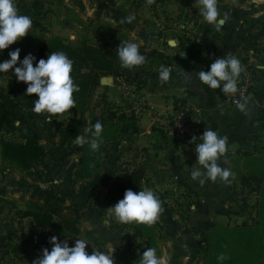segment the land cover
Returning <instances> with one entry per match:
<instances>
[{"label": "rangeland", "instance_id": "obj_1", "mask_svg": "<svg viewBox=\"0 0 264 264\" xmlns=\"http://www.w3.org/2000/svg\"><path fill=\"white\" fill-rule=\"evenodd\" d=\"M34 1L15 0V4L20 14L27 15L32 19L33 23L29 34L20 40L27 41L30 52L35 55L36 62H38L39 59H47V57L41 55V49L52 37H59L55 34L56 27L64 26V22L67 21L65 16L70 15L74 18L75 15L79 19V17L88 15L90 11L84 10L82 12L79 9L77 13L69 14L64 12L63 7L72 1L75 3L76 0H44L41 11L37 13L32 8ZM129 4L127 3L128 9L122 12V16H139V19L142 20L141 15L128 14L132 7H129ZM132 4H135V8L139 5L138 8H141L142 12L145 10L146 13L149 12L156 18L153 29L154 31L157 30L159 34L162 33V23L157 19V14L167 13L166 10L169 9L174 11V13L170 11L168 14L173 16L183 34H186L185 22L187 18L191 17L196 20V28L201 23L198 21L200 13L196 0H154L152 4H148L146 0H134ZM144 5L149 8V11L148 9L146 11ZM218 8L222 14L229 15L228 21L233 29L232 43L228 49L233 51L234 56L239 60H246L250 54H253L256 64H261L264 61V55L262 54L264 53V0H235V2L234 0H218ZM140 10L137 14H142ZM143 19L147 20L144 17ZM84 37L87 43L93 44L99 50L110 51L99 45L97 39H94L96 42H92L88 37L81 36L76 41H82ZM60 38L74 45L77 43L74 42L75 38ZM20 40L9 46L11 51L16 48L20 49V44H18ZM150 47L147 46V48ZM157 58L159 57L157 56ZM8 59V54H0V62ZM13 78L12 72L0 73V111L8 112L11 115L13 128H30L39 137V144L44 148L47 156L43 166L36 165L29 170H20L14 165L0 160V214L3 212L4 216L11 217L10 222L7 218L0 219V227H13L14 221L15 226H19L16 218L25 210V203L31 193L45 191L54 196V199L47 204L48 209L54 210L57 204L60 203L64 206L73 205L79 210V234L76 236L85 239L89 248H92L91 245L96 248L101 246L100 249H104V251L115 248V251L112 252L114 264H137L147 247L155 248L158 257H170L168 264H206L203 248L208 241V237H210L211 231L219 228L230 229L241 224L246 225V223L241 222L246 212L251 216L253 213V217H255L253 223L247 225L256 227L260 224L256 220L258 193L252 190L247 189L249 190L248 193L252 194L253 192V197L256 196V198H253L254 202H248V206H246V198L248 197L244 194L240 199L232 200L233 202L219 204V206L212 204V208L210 205L209 208H206L205 205L203 208H197L196 205L201 207L203 204L196 203L190 190L178 188L157 189L148 180L142 183L137 192L151 189L159 197L163 212L158 221L152 226L138 224L142 233V236H138L132 228V224L135 226L137 223H117L109 215L108 208L110 206L104 202L106 194L104 186L98 183L92 187L84 188L83 183L80 181H75L73 184L69 182L67 175L72 161L77 158V155L72 154V147L64 144L50 130L52 121L48 113L37 114L32 111L33 101L37 99L35 94L25 95L26 88L17 85L8 87V82ZM116 81L122 84L126 80L119 79ZM133 82L137 84L136 81ZM115 91L118 95V90L115 89ZM96 95H104L109 106L113 109L116 107L108 101L104 86L101 85L97 89ZM122 97L123 89L121 91L123 102ZM93 100L97 103H95L97 108L90 110L88 113V127L105 118L102 116L104 109L99 105L100 98L94 96ZM76 114V108H71L64 114H58L57 122H65L77 116ZM117 124L119 123H114L115 127L112 128L110 133L102 132V134L108 136L107 144L100 143V148L105 145L106 150V152H102L98 159L103 173L137 166L134 164L133 149L130 146L133 143V136L130 134L132 128L130 125L123 127L121 124L118 126ZM10 128H5L0 133V137L12 138L13 133L16 131H12ZM245 161L246 159H243L242 162H239V165L244 166ZM256 168L257 170H264L262 167ZM243 173H246L244 168ZM239 212H242L243 215L236 218L235 216L236 214L238 216ZM40 234V237L57 235L55 232L45 230L41 231ZM6 236H0L1 248L5 243L2 239ZM19 236L22 238L21 234ZM60 237L63 241V239L66 240L69 237L72 239L73 236ZM29 238L31 241V237ZM76 239L71 242L74 243ZM229 243L233 256L242 252L233 243ZM261 255L264 256V251H257L254 255L258 264H264V257H261Z\"/></svg>", "mask_w": 264, "mask_h": 264}, {"label": "crops", "instance_id": "obj_2", "mask_svg": "<svg viewBox=\"0 0 264 264\" xmlns=\"http://www.w3.org/2000/svg\"><path fill=\"white\" fill-rule=\"evenodd\" d=\"M133 1L76 0L75 3L73 1L67 3L63 7L64 12L72 14L80 9L82 12L87 10L90 13L79 19L75 15L74 18L70 15L65 16L67 21L64 22V26L56 27L55 34L63 38H75V43L81 36L88 37L92 42H96L94 39H97L99 45L110 51L121 41L134 42L139 47L151 46L148 50L155 49L159 53V58H149L142 66L132 70L124 69L125 75L137 82L139 94L147 105L157 114L171 113L175 101L197 107L202 112L199 118L202 132L211 128L228 138L227 152L220 157L218 163L222 168L230 169L234 173V178L230 177V184L217 179L215 182L207 181L201 186L198 181L191 179L193 170L198 168L203 170L196 162V145L172 142L152 127L149 116L137 118L136 130L130 133L133 136V143L130 146L133 149L134 164L144 170L155 188L190 190L196 203L203 204L201 207L196 205L197 208H203L204 205L206 208H209V205L212 208V204L215 206L226 204L240 199L244 194L248 197L246 204L254 202L253 198L256 196L253 197V192L248 193L251 189L247 190L240 185L239 176L243 174V166H240L239 162L247 156H259L264 150V61L261 64L255 62V84L247 100L246 109L241 112L237 106L225 103L217 90L210 89L197 78L199 71L209 70L210 64L219 57V50L229 48L232 43L233 29L229 21L220 31H216L212 25L204 22L199 14L198 21L201 23L195 29L193 38H188L181 32L173 16L168 14L170 11L174 13L169 9L166 10L167 13L157 14V19L162 23V33L159 34L153 29L156 18L145 10L142 12L143 10L138 8L139 5L135 8ZM127 3H130L129 7L132 6L128 14L141 15L142 20L135 16L132 23H121V19L124 18L122 12L128 9ZM145 8L149 11V8ZM139 10L142 14H137ZM169 42H173L174 46H170ZM177 47L186 53L185 57L179 55ZM161 65L172 68L170 80L163 85L158 81ZM185 72L189 73L188 78L185 77ZM112 81L108 86H104L107 98L110 103L121 108L124 105L121 99L122 84L113 78ZM115 89L118 90V95ZM242 215L243 213L239 212L235 217ZM250 216L246 212L241 222L252 224L255 217L253 213L251 218ZM18 217L16 220L19 226H15L14 221L13 227H0V236L7 235L2 239L5 242L3 247H0V264H32V261L41 255L43 248L51 251L50 237L45 235L40 237L41 231L44 230L35 228L32 218H23L22 214ZM5 218L8 222L11 221V217L4 216L2 212L0 219ZM17 233H20L22 238ZM56 237L62 241L60 236ZM70 238L66 240L72 247L74 243L71 241L78 237ZM91 246L92 248L86 246L89 254L94 247ZM100 247L97 249L101 250Z\"/></svg>", "mask_w": 264, "mask_h": 264}, {"label": "trees", "instance_id": "obj_3", "mask_svg": "<svg viewBox=\"0 0 264 264\" xmlns=\"http://www.w3.org/2000/svg\"><path fill=\"white\" fill-rule=\"evenodd\" d=\"M43 4L44 0H35L34 4H32L34 12H40ZM18 44H20L21 49L20 60L25 55L32 54L26 40H20ZM119 44L117 43L112 51H102L93 44L87 43L85 38L74 45L70 42H65L60 37H52L41 49V55H44V57H48L52 52L62 51L73 61L71 76L80 89L78 92L73 93L77 116L65 122H57L58 114L50 117L52 121L50 130L64 144L72 147V154L77 155V158L72 161L67 175L69 182L73 184L75 181H80L83 183L84 188L100 183L101 186L106 188L104 202L110 207L123 199L125 190L131 189L137 192V189L144 181H148V178L144 170L138 166L103 173L98 159L102 152H106L105 145L103 148H99L98 151L93 152L88 144L77 145L76 138L86 134L88 113L90 110L97 108V103L93 100L94 96L100 98L99 105L104 109L102 116L105 118L99 120L103 125V131L110 133L112 128L115 127L114 123H119L117 126L121 124L123 127L130 125L132 130H136V118L121 112L122 109L127 107L126 104L121 108L116 106L113 109L107 103L104 95H96L97 89L101 87L100 81L102 78L111 77L114 80L125 79L126 81H134L125 75L124 68L120 66L116 52ZM148 49L147 47H139L140 54L144 55L146 60L158 56L156 50ZM10 51L9 47L0 52V54H8ZM219 51V57L233 56V51L228 48ZM242 60L245 61L244 59ZM35 63L36 61L34 66ZM16 66H19V64ZM254 70H256L255 67ZM9 72L13 73L12 70H9ZM14 85L27 88L25 83L17 81L15 75L8 82V87ZM177 103L178 101H175L174 106ZM12 123L13 118L11 115L8 112L0 111V133L5 128L10 127V130L16 131L10 139L0 137V160L10 163L20 170H29L36 165L43 166L47 154L39 144V137L28 127L23 129L13 128ZM107 139V135L101 134L102 144H107ZM243 165L246 173L239 176V181L242 187L244 186L243 188L251 189L253 192L258 193L256 220L260 224L256 227L241 224L230 229L219 228L211 231L210 237H208V241L203 248L206 264H258L254 255L257 251H264V170H257L256 168H264V150L259 156H247ZM53 199L54 196L45 191L32 192L25 203L22 217L32 218L35 228L55 232L58 236L78 235L79 210L73 205L64 206L60 203L57 204L54 210H50L47 208V204ZM139 225L133 226L132 224V228L138 236H142ZM229 242L237 246L242 252L233 256V252L229 248ZM220 253L226 254L228 259L223 262L218 261L217 256ZM261 257L264 256L261 255Z\"/></svg>", "mask_w": 264, "mask_h": 264}, {"label": "clouds", "instance_id": "obj_4", "mask_svg": "<svg viewBox=\"0 0 264 264\" xmlns=\"http://www.w3.org/2000/svg\"><path fill=\"white\" fill-rule=\"evenodd\" d=\"M152 4L154 0H146ZM235 2V0H234ZM199 5V13L203 21L212 25L216 31H220L223 25L230 18L228 14H222L218 8V0H196ZM134 16H127L121 19V23H132ZM32 19L27 15L19 13L15 0H0V52L9 48L10 45L18 42L29 34L32 27ZM20 49L16 48L8 52L9 59L0 62V73L13 71L18 82L27 85L25 95L37 97L33 101L32 111L37 114L48 113L49 116L64 114L75 107L73 93L78 92L79 86L74 83L71 76L73 61L62 52H52L47 59H39L31 53L20 60ZM181 57L186 53L179 50ZM121 68L132 70L142 66L146 57L139 52V45L134 42L121 41L116 49ZM19 64V66H16ZM244 68L240 60L232 55L217 57L207 72L199 71L197 78L210 89H221L224 94H235L238 91L237 80ZM172 68L161 65L158 71V81L161 85L167 83L171 77ZM188 72L184 75L188 78ZM223 82V84L221 83ZM246 103L237 102V108L244 112ZM103 125L97 121L86 129V134L78 136L76 143L79 146L88 144L95 152L100 148ZM195 136L192 141L196 140ZM202 143L196 145V162L200 168L191 172V179L198 181L203 186L207 181L215 182L219 179L225 184H230L234 173L228 168H222L218 160L227 152L228 138L221 136L217 131L208 128L199 137ZM109 215L117 223H137L152 226L163 212L159 197L151 190L144 189L134 192L131 189L125 190L123 199L108 208ZM52 245L51 251L47 248L41 250V255L32 261V264H114L112 252L101 251L93 247L91 254L86 251L88 242L85 239L77 238L74 246L70 247L67 240L59 241L56 236L49 238ZM228 259L227 255L220 253L217 260L223 262ZM170 257L157 256L156 249L147 247L140 256L137 264H168Z\"/></svg>", "mask_w": 264, "mask_h": 264}, {"label": "built area", "instance_id": "obj_5", "mask_svg": "<svg viewBox=\"0 0 264 264\" xmlns=\"http://www.w3.org/2000/svg\"><path fill=\"white\" fill-rule=\"evenodd\" d=\"M185 29V36L193 38L196 20L191 17L187 18ZM240 62L244 71L241 72L237 80L238 91L235 94H224L221 89H216L223 101L232 106H236L237 102L244 103L248 100L256 80V70H254L256 60L253 54H250L245 61L240 60ZM221 83L223 84V82ZM122 89L123 102L127 107L121 112L132 115L136 119L144 115L149 116L152 127L172 142L193 146L201 142L199 137L203 132L199 118L202 112L199 108L178 102L171 113L157 114L139 94L136 83L123 81ZM193 136L197 139L190 142Z\"/></svg>", "mask_w": 264, "mask_h": 264}, {"label": "water", "instance_id": "obj_6", "mask_svg": "<svg viewBox=\"0 0 264 264\" xmlns=\"http://www.w3.org/2000/svg\"><path fill=\"white\" fill-rule=\"evenodd\" d=\"M170 46H174V43L173 42H169ZM112 82V78H102L101 81H100V84L102 86H107L108 83H111Z\"/></svg>", "mask_w": 264, "mask_h": 264}]
</instances>
